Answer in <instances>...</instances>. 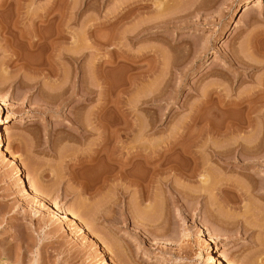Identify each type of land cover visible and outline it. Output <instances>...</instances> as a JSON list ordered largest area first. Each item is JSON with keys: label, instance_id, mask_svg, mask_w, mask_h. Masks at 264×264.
Returning a JSON list of instances; mask_svg holds the SVG:
<instances>
[{"label": "rangeland", "instance_id": "1", "mask_svg": "<svg viewBox=\"0 0 264 264\" xmlns=\"http://www.w3.org/2000/svg\"><path fill=\"white\" fill-rule=\"evenodd\" d=\"M263 83L264 0H0V264H258L264 105L228 133L222 104ZM247 141L234 165L212 156ZM140 148L163 169L131 157L141 198L112 171ZM195 167L225 192H177Z\"/></svg>", "mask_w": 264, "mask_h": 264}, {"label": "bare ground", "instance_id": "2", "mask_svg": "<svg viewBox=\"0 0 264 264\" xmlns=\"http://www.w3.org/2000/svg\"><path fill=\"white\" fill-rule=\"evenodd\" d=\"M253 3V2H252ZM252 5H250V7H251ZM254 6V5H253ZM246 8H249L248 7V4H246L245 5V10H246ZM244 9V8H243ZM246 12V11H245ZM16 24V23H15ZM6 29V28H5ZM4 30V29H3ZM2 31V30H1ZM7 31V30H6ZM10 32V31H9ZM19 34V33H18ZM15 35H17V34H15ZM5 36V35H4ZM8 36V35H7ZM32 36V35H31ZM22 37V36H21ZM29 40H30V38H29ZM5 41H6V39H5ZM8 41H9V39H8ZM7 41V42H8ZM6 43V42H5ZM11 45V44H10ZM77 57V56H76ZM73 58H74V56H73ZM240 62V61H239ZM245 63V62H244ZM44 71V70H43ZM264 84V83H263ZM254 90V89H253ZM253 90L250 92L251 94H248V93H246V95L247 96H238V98L237 99H225L224 101H223V104H222V106H223V108H225L226 109V111H227V113H226V122L227 123H225V125H226V131L228 132V133H232V132H234V131H242V129H244V126H243V121H245V120H243L242 122L241 121H239V120H237L236 122L232 119V116H231V114H230V112H232V110L233 109H235V108H237L238 110H240L241 111V108H245V111L247 110V112H246V114L247 113H249V114H247V119L248 120H250V118L252 117L250 114H254V112H250V111H259V109H258V106L259 105H257L256 103H260V105H264V85L263 86H261V87H259V89H257V91L256 90H254V92H253ZM258 95H260V96H258ZM257 96V97H256ZM249 100V99H252V100H249V101H253V99H254V104L251 102V104H247V101L246 100ZM245 101V102H244ZM259 101V102H258ZM5 102V101H4ZM242 109V110H243ZM256 109H258V110H256ZM263 115H264V113H263ZM194 117V116H193ZM76 120V119H75ZM74 120V121H75ZM247 120V121H248ZM3 121V120H2ZM73 121V122H74ZM77 122V121H76ZM78 122H79V120H78ZM77 122V123H78ZM252 122V121H251ZM82 125V124H81ZM8 128V127H7ZM78 128H80V127H78ZM6 130V129H5ZM89 131V130H88ZM244 131V130H243ZM84 133V132H83ZM229 135V134H228ZM227 135V136H228ZM244 142V141H243ZM243 142H239L238 144H236L237 146H228V148H226L224 151H213L214 153L212 154V156H214L215 157V159L216 160H219V161H221L222 163H226L227 165H234V163H236V159H238L237 158V156H239V154L241 155V156H243V157H241L242 159L244 158V155L246 154V153H251V152H255L254 151V149H255V147L254 146H252L253 145V143L251 144L250 142H246V143H243ZM231 143V142H230ZM226 147V146H225ZM6 149V148H5ZM142 149L140 148V149H137L134 153H132L131 155H129V158L127 157V158H125V159H123L122 161L121 160H119V161H121V163H119V164H116V165H114V169L112 170V171H116L115 172V176L114 177H118V178H120V179H125V180H127L126 182H128L129 183V185L130 184H133V185H135L138 189L137 190H139V194H140V198L145 194V192L144 191H146V188L148 189V185L146 184L147 182V180L145 181V179H144V177H143V175L142 174H140V175H137V176H135L134 174H132V172H134V171H131L130 173H129V168L127 169L126 168V166H127V164H129V163H131L132 162V160L133 159H131V157L132 156H143V154H145L146 155V157H143V158H140V157H138L139 159H136V161L138 160L139 162H140V164H141V166L142 165H144V166H147L149 169H151V171H153V175H152V179H154V177H156L157 176V173L158 172H160V171H162L163 169H161V167H160V165H161V163H160V161H159V159L161 158V156H162V153H161V151L159 150V152L156 150V151H154L152 154L151 153H149L148 155L145 153V152H143V151H141ZM185 150V149H184ZM3 151V150H2ZM100 151V150H99ZM4 152V151H3ZM13 152V151H12ZM96 153L98 152V151H95ZM184 152H186V154H190L191 153V151L190 152H188V151H184ZM11 153V152H10ZM106 153V152H105ZM130 153V152H129ZM93 154V153H92ZM12 155V154H11ZM95 155V154H94ZM107 155V154H106ZM105 155V156H106ZM109 156H108V159H110V158H112L111 156H110V154H108ZM253 155V154H252ZM16 156V155H15ZM248 156V155H247ZM18 157V156H17ZM136 157V158H137ZM246 157V156H245ZM91 157H89V159H90ZM106 158H107V156H106ZM240 158V159H241ZM14 156H12V158H11V162H13L14 160ZM85 159V158H84ZM107 159V160H108ZM113 159V158H112ZM162 159V158H161ZM241 159V160H242ZM88 161V160H87ZM108 161H110V160H108ZM135 161V160H134ZM133 161V162H134ZM138 161H137V163H138ZM159 161V165H154V163L155 162H158ZM86 162V161H85ZM14 163V162H13ZM12 163V164H13ZM15 164V163H14ZM82 164V163H81ZM151 164H153L152 165V167H149ZM17 165V164H16ZM15 165V166H16ZM149 165V166H148ZM18 167V166H17ZM196 169H194L193 170V172L191 173V174H187V177H189V178H193L194 176H195V173H198V174H200V176L202 177V179H200L199 180V182H200V188L198 187V190L196 191V189H195V191L194 190H189V191H187V190H185V192H183L184 191V189H183V191H181V190H179L180 188H178L177 189V192H179V193H184L183 195H185V197L187 196H193L194 198L195 197H200V196H202L203 195V193H209V194H216V195H222L223 194V192H225V191H223V187H221V184H217L215 187H213V189L212 188H207V187H209V186H207L208 185V183H209V177L205 174V176H204V174H203V172L202 171H200V170H198L197 169V167H195ZM13 169H14V167H13ZM19 169V168H18ZM15 170V169H14ZM111 171V170H110ZM111 171V172H112ZM138 171V170H137ZM134 173H136V172H134ZM35 174V173H34ZM137 174V173H136ZM146 174V173H145ZM155 174H156V176H155ZM159 174V173H158ZM33 175V174H32ZM36 175V177L34 178V179H32V176L29 178V180L27 181V182H29V185H30V188L28 189H26L25 191H26V193H27V196H28V200L29 201H31V203H32V205L34 204L35 205V210H34V207H33V210H34V212H41L42 210H40L39 209V207L41 206V208H42V205H41V203H40V200H39V195L40 194H43V192L45 191L46 192V189L44 188V186L42 185V183H41V175L40 174H35ZM142 175V176H141ZM23 176V175H22ZM154 176V177H153ZM146 177V176H145ZM204 177V178H203ZM22 178V177H21ZM20 178V179H21ZM149 179V178H148ZM158 179H160V178H158ZM152 181V183L154 182V180H151ZM151 181H150V183H149V185L151 184ZM156 181H157V179H156ZM161 179H160V183H161ZM165 182V181H164ZM155 183V182H154ZM158 183H159V181H158ZM157 183V184H158ZM157 184H155L156 186H157ZM27 185V184H26ZM153 185V184H152ZM158 185H160V184H158ZM162 185V184H161ZM152 187V186H151ZM150 187V188H151ZM158 188H159V186H157ZM161 188H163V187H161ZM231 189V190H233V191H235V194H236V196H237V198H239L240 196H239V194H238V191H239V187H236L234 184L232 185V184H227L226 185V189ZM157 189V188H156ZM226 189H224V190H226ZM159 190V189H158ZM24 191V192H25ZM144 192V194H143V192ZM217 191V192H216ZM142 192V193H141ZM148 192V191H147ZM186 193V194H185ZM142 194V195H141ZM45 195V194H44ZM189 197V198H190ZM26 198V197H25ZM188 198V199H189ZM193 198V199H194ZM43 199V198H42ZM49 199V198H48ZM187 199V198H186ZM232 208H235V209H237L239 206H238V204H237V199L236 200H234V202L232 201ZM53 204V203H52ZM152 205V204H151ZM150 207V206H149ZM244 208V207H243ZM51 209V208H50ZM152 209V208H151ZM66 210V209H65ZM55 211V210H54ZM53 211V212H54ZM58 211H59V209H58ZM245 211H246V208L244 209V215H245ZM63 212V211H62ZM42 213V212H41ZM148 213H149V211H148ZM247 213V212H246ZM243 215V216H244ZM64 217H67V218H69V220L70 221H74V223H72V224H75V220L74 219H79L78 218V215L75 213V212H73V210L71 211V210H66L65 211V213H64V215H63V218ZM77 221V220H76ZM243 223V225H245L244 224V222H242ZM77 224V223H76ZM75 224V225H76ZM81 225V224H80ZM248 226H249V224H247ZM250 227H251V225H250ZM88 229V228H87ZM244 230H246L247 229V227H246V225L244 226V228H243ZM76 230V229H75ZM208 230H209V228H208ZM87 231V230H86ZM212 233V232H211ZM245 234L246 233H249V232H244ZM213 234H215V233H213ZM213 236H215V235H213ZM216 238V237H215ZM248 245V244H247ZM250 245V244H249ZM244 248V247H243ZM255 248V247H254ZM244 250V249H243ZM247 250V249H246ZM249 250V249H248ZM250 250H252V249H250ZM256 250H257V247H256ZM223 253V252H222ZM225 255V254H224ZM224 255H222V254H216V256L214 255V257L212 258V259H215V260H217L216 261V264H233V261L232 260H230V261H228V262H226V260L224 259ZM262 257V256H261ZM209 258V257H208ZM208 260V259H207ZM253 261V260H252ZM252 263H254V262H252ZM258 264H264V258H261V260H260V262H258Z\"/></svg>", "mask_w": 264, "mask_h": 264}]
</instances>
